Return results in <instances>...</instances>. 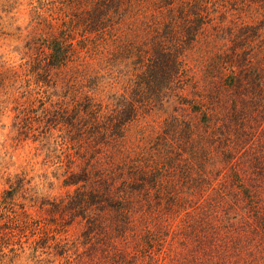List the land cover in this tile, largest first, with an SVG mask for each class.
Instances as JSON below:
<instances>
[{
  "label": "trees",
  "instance_id": "16d2710c",
  "mask_svg": "<svg viewBox=\"0 0 264 264\" xmlns=\"http://www.w3.org/2000/svg\"><path fill=\"white\" fill-rule=\"evenodd\" d=\"M30 11L23 62L0 60V129L13 113L9 138L66 191L0 189L9 264L18 245L26 264H264V0Z\"/></svg>",
  "mask_w": 264,
  "mask_h": 264
},
{
  "label": "rangeland",
  "instance_id": "374dc122",
  "mask_svg": "<svg viewBox=\"0 0 264 264\" xmlns=\"http://www.w3.org/2000/svg\"><path fill=\"white\" fill-rule=\"evenodd\" d=\"M34 0H0V60L9 64H21L24 52L28 28L31 23L32 2ZM13 114V113H12ZM12 114H7L2 118L4 128L0 129V189L8 188L10 182L15 180V175L19 173L31 180V187L37 183L39 189L44 194H59L66 191L60 183L49 186L39 175L45 172L43 167L44 153L41 152L33 142L27 140L16 144L10 137ZM10 180V181H8ZM25 234L23 240L27 239ZM29 247L28 243L23 245ZM21 257L13 264H26L27 252H23L21 245ZM8 250V249H7ZM0 250V264H9L10 258H6Z\"/></svg>",
  "mask_w": 264,
  "mask_h": 264
}]
</instances>
